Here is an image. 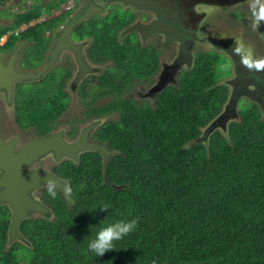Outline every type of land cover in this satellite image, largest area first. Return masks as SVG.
Here are the masks:
<instances>
[{
  "label": "trees",
  "instance_id": "obj_1",
  "mask_svg": "<svg viewBox=\"0 0 264 264\" xmlns=\"http://www.w3.org/2000/svg\"><path fill=\"white\" fill-rule=\"evenodd\" d=\"M42 6L34 3L14 13L10 25L0 26V37L36 20ZM52 19L20 35L31 40L36 59L46 47L43 30ZM92 32L98 38L104 34L96 25ZM12 44L13 38L8 39L2 48ZM93 49L114 55L118 72L98 82L103 92L91 84L79 92L83 99L112 93L111 101L92 105L86 113L118 115L92 133L117 153L108 158L107 180L97 152L60 165V176L70 180L72 205L60 193L48 192L54 221L22 222V227L37 229L32 264H264V121L248 105L240 120L229 124L228 137L215 130L201 139V129L219 114L226 98L225 87L215 84L218 59L198 55L192 69L179 73L175 84L150 101L127 84L134 77L147 80L158 70L156 52L144 47L135 54L132 43L119 47L109 40H99ZM42 83L29 94L19 88L15 94L19 121L38 135L48 133L67 107L56 96V85ZM132 221L134 229L121 238L105 233L97 241L101 248L111 244L103 254L89 248L101 228L118 231ZM7 225L8 214L0 209L1 245ZM47 231L55 234L49 246Z\"/></svg>",
  "mask_w": 264,
  "mask_h": 264
},
{
  "label": "flooded vegetation",
  "instance_id": "obj_2",
  "mask_svg": "<svg viewBox=\"0 0 264 264\" xmlns=\"http://www.w3.org/2000/svg\"><path fill=\"white\" fill-rule=\"evenodd\" d=\"M11 1L13 0H0V9L8 7ZM50 1L52 0H19L15 6L17 8L20 3L47 4ZM67 1L68 11L59 8L53 14L56 24L45 32L46 47L39 59L25 57V50L33 43L22 36L17 38L8 36L0 43V61L5 67L11 65L14 71L34 74L46 68L38 78L13 83L12 103L5 101L3 97L0 98V138L15 144L16 149L34 139L52 135L60 130L63 131L64 139L72 142L79 137L82 128L96 121H99L98 124L90 130L87 138L92 142L104 143L108 148L106 142L97 141L92 133L102 122L117 119L118 115L114 112L100 116L88 115L86 110L92 105L108 103L113 99L112 93H92L91 98L83 99L79 92L89 84L101 91L98 82L101 83L106 76L118 72L114 55L113 57L107 55L104 49L103 52L93 49L99 40H109L110 45L113 41L119 47L132 43L131 51L134 50L135 54L138 52L137 48L144 47L153 54L156 52L158 70L147 80L134 77L131 84H127L128 88H135L136 95L141 99L150 101L154 97L147 95L149 88L158 82L162 72L171 71L169 66L180 65L174 74L173 82L166 85L175 84L179 73L192 69L198 55L215 56L223 60L226 63L225 70L218 76L215 84L225 87L226 98L219 114L201 129L203 140L215 130L228 134L229 124L239 121L240 111L248 105L254 106L255 112L264 121V0ZM62 5L63 3H60V6ZM5 21L4 17L0 16V23H4L0 26L5 25ZM94 25L98 31H104L103 37L98 38L92 32ZM65 26L71 27L69 33H63ZM130 26L131 30L127 31ZM12 38L13 44L8 48H2L8 39ZM74 54L77 56L82 54L86 65L85 72L79 77ZM55 77L58 81L54 83V86H57L56 96H59L67 107L48 133L38 135L33 126L19 121L15 94L18 88L24 94H29L28 91L36 88L38 83H47L46 79ZM74 98L81 103L82 109L76 116L66 117L61 122ZM35 99H31V102ZM38 102L46 101L40 99ZM5 106H11L10 116L6 114ZM71 132L74 135L70 136ZM82 153L84 152L79 153L78 157ZM67 161L77 163L71 159L57 161L47 155L26 165L23 173L21 172L23 177L26 176L23 184H27L24 189L35 181L38 182L35 174L41 171L52 173L67 181L70 194V180L60 176L58 171L60 165ZM1 173L2 171L0 176ZM30 177L33 180H30ZM38 183L28 194L40 202L44 211H33L28 217L21 219L16 230L23 240H10L11 209L7 204H0V209L5 208L8 214L4 241L2 245L0 244V264H32L30 258L35 251L33 238H36L37 229L36 226L23 228L22 222L36 219L51 222L56 217V211L54 212L49 198L52 197L50 193L60 192L51 184ZM17 189L20 191L18 186ZM70 197L72 199L71 194ZM47 233L49 246L50 238L55 234L52 231ZM7 252L10 257L5 259L3 254Z\"/></svg>",
  "mask_w": 264,
  "mask_h": 264
},
{
  "label": "water",
  "instance_id": "obj_3",
  "mask_svg": "<svg viewBox=\"0 0 264 264\" xmlns=\"http://www.w3.org/2000/svg\"><path fill=\"white\" fill-rule=\"evenodd\" d=\"M69 26L63 28V33H69ZM131 26L127 31L131 30ZM62 29V28H61ZM75 61L78 64V77L85 72V62L82 54L75 55ZM178 65L169 66L171 71L165 70L160 75L158 82L152 85L147 95L159 92L166 84L173 82L174 74L177 72ZM46 68L42 71L34 73L17 72L12 69L11 65L5 67L0 61V98L5 101L13 102V83L15 81H26L28 79L38 78L44 73ZM78 80L77 78L75 79ZM2 98V99H3ZM10 104V103H9ZM99 121L93 122L90 125L82 128L81 133L77 139L72 142L66 141L63 137V131H58L52 135L44 136L34 139L33 141L22 145L16 149L15 144L5 142L0 138V204H7L11 209V221L9 227L10 240L23 238L17 233V226L21 219L28 217L33 211L43 212L44 207L38 200L28 193L36 187L39 183H48L57 188L62 197L65 199L68 206L72 205V199L69 194L68 183L60 177H56L52 173L37 172L35 182L30 187L24 189L27 183L23 184L26 176H22L23 169L31 162L38 161L41 157L52 156L55 160L61 161L63 159H71L78 161V154L86 151H94L101 155V168L103 179H106V168L108 158L117 153L115 150H109L104 143H97L88 140V133L92 130ZM228 137L227 133H224ZM209 135H207L206 139ZM16 149V150H15ZM30 180H33L31 177ZM29 180V183H30ZM16 185H15V184ZM20 188V191L19 189ZM6 187V188H5ZM18 190V191H17ZM24 264V263H22Z\"/></svg>",
  "mask_w": 264,
  "mask_h": 264
},
{
  "label": "rangeland",
  "instance_id": "obj_4",
  "mask_svg": "<svg viewBox=\"0 0 264 264\" xmlns=\"http://www.w3.org/2000/svg\"><path fill=\"white\" fill-rule=\"evenodd\" d=\"M14 1L15 0L11 1L10 4L8 5V7H6L5 9H0V16L4 17V19L6 20L5 24H7V25L10 23V21H11L10 19H13V15H14V13H16L17 10H20V9H22V8L27 6L26 5L27 3L26 4L25 3H20L18 5V7L16 8L15 5H17L19 3L18 2L19 0L15 1V2ZM32 1H37V0H32ZM65 2H67V0H52L49 3H47L44 7L45 8H49V6H52V7L56 8V9H59L60 8V3H65ZM11 8H12V12L13 13H11ZM2 23H0V25ZM55 24H56V22L54 21V19H52L51 20V24H50V28H52ZM39 29L42 30V28H39ZM49 29H46V30H49ZM10 30H12V29H10ZM43 34H45L44 30H43ZM15 38H17V37H15ZM24 55L27 57V59L32 57V55H33L32 46H29L25 50ZM225 65H226V63L223 60H221L220 58L216 61L214 69H215L216 74L218 76H221V72L225 70ZM46 81L48 83L47 86H52V84H54L55 82H58L56 77L53 78V79H46ZM42 84H46V83L43 82ZM81 106H82L81 103L77 99H75V98L72 99L68 110L64 114V117L61 119V122H63L66 117L67 118H72V117L76 116L77 113H79L80 110L82 109ZM5 111H6V114H8L10 116V114L12 112L11 106H9V107L5 106Z\"/></svg>",
  "mask_w": 264,
  "mask_h": 264
},
{
  "label": "clouds",
  "instance_id": "obj_5",
  "mask_svg": "<svg viewBox=\"0 0 264 264\" xmlns=\"http://www.w3.org/2000/svg\"><path fill=\"white\" fill-rule=\"evenodd\" d=\"M33 4H31V3H29L26 7H24V8H22V9H20V10H17L16 11V13L17 12H20V11H24V10H26V9H28L30 6H32ZM39 5H46V4H39ZM64 5H68V1L67 2H65V3H63V5L62 6H64ZM44 6H42V8H41V13L42 12H45L46 13V15H47V18L45 19V20H41L40 19V16H41V13H40V15H39V17L36 19V20H32V21H30V22H28V23H21L19 26H17L16 28H14V29H12V30H7L6 32H4V34L3 35H5V34H7V37L6 38H8V36H13V37H18V36H20L24 31H26L30 26H32V25H34L36 22L37 23H41V22H43V21H46V20H50V19H52L53 18V14L54 13H56V11H57V9L56 8H54V7H51V8H49V10L47 9V8H45ZM62 6H60V9H62L61 7ZM65 9V8H64ZM68 9H69V7L67 8V9H65V10H67L68 11ZM11 23H12V21H11ZM11 23H9V24H11ZM8 24V25H9ZM5 25H7V24H5ZM15 31H18L16 34H15ZM46 32V31H45ZM2 35V36H3ZM1 36V37H2ZM5 38V39H6ZM165 87V86H164ZM163 87V88H164ZM162 90V89H161ZM160 90V91H161ZM157 93V92H156ZM155 93H153L152 94V96L154 95ZM94 152V151H93ZM50 191H51V188H50ZM54 194V193H53ZM61 195V194H60ZM62 196V195H61ZM134 227H135V221H132V222H130V223H127V224H125V225H123L122 227H119V230L117 231V230H115L113 227H111V226H107V227H103V228H101V230L99 231V232H97V237H96V240H92V241H90V243H89V248L91 249V250H93V251H96V252H98L99 254H103V251H105V250H107L110 246H111V244H110V242H107L105 245H104V247L103 248H101L99 245H98V243H97V241L105 234V233H111L112 234V236H113V238H115V239H119V238H121V236L122 235H125V234H127L128 232H130L131 230H133L134 229Z\"/></svg>",
  "mask_w": 264,
  "mask_h": 264
},
{
  "label": "built area",
  "instance_id": "obj_6",
  "mask_svg": "<svg viewBox=\"0 0 264 264\" xmlns=\"http://www.w3.org/2000/svg\"><path fill=\"white\" fill-rule=\"evenodd\" d=\"M69 7V3H68V5H64V6H62L61 8H65V9H67ZM47 18V15H46V13L45 12H42L41 13V16H40V19L41 20H45ZM18 31H15V34L17 33ZM7 37V34H5V35H3L2 37H0V43L5 39Z\"/></svg>",
  "mask_w": 264,
  "mask_h": 264
}]
</instances>
